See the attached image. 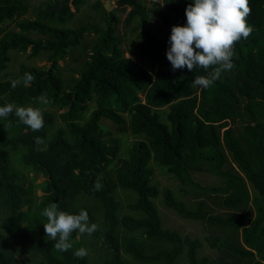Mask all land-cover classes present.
I'll return each instance as SVG.
<instances>
[{
  "label": "trees",
  "instance_id": "obj_1",
  "mask_svg": "<svg viewBox=\"0 0 264 264\" xmlns=\"http://www.w3.org/2000/svg\"><path fill=\"white\" fill-rule=\"evenodd\" d=\"M69 2L77 11L85 0L48 1L29 19L23 17L27 0H0V106L37 107L44 119L43 128L33 132L14 114L0 118V264H209L206 256L198 257L199 238L162 226L152 202L159 194L163 206L181 219L206 223L218 233L203 237L210 249L239 264H264V0H249L252 33L236 43L235 67L208 89L193 87L192 81L211 69L173 71L166 57L171 28L186 24L185 9L193 0H158L150 7L143 0H116L117 10L129 9L124 25L134 22L131 30H139L129 56L120 45L115 11L107 13L95 1V15L70 28ZM151 15L167 29L157 31ZM15 20L18 31L5 28ZM85 35H92L86 58L64 80L58 61L80 47ZM27 49L30 57L46 54L50 66H20L16 77H2L9 52ZM26 72L34 81L13 88L11 81ZM57 118L62 126H55ZM102 120L119 135L133 136L130 146L123 149L120 139L101 127ZM37 136L43 144L35 143ZM223 148L243 177L226 167ZM152 166L175 179L181 195L191 187L194 198L199 192L205 198L187 207L169 188L152 182ZM23 171L45 177L36 185L42 191L38 202L30 197ZM192 173L213 175L224 185L201 187ZM98 177L103 187L96 191ZM118 188L127 198L136 196L127 199L122 215ZM52 202L71 214L86 210L99 230L91 236L73 232V248L56 251L41 215ZM207 203L229 210L251 204L254 217L246 225L234 213L212 214ZM81 247L88 250L83 259L73 254Z\"/></svg>",
  "mask_w": 264,
  "mask_h": 264
},
{
  "label": "clouds",
  "instance_id": "obj_2",
  "mask_svg": "<svg viewBox=\"0 0 264 264\" xmlns=\"http://www.w3.org/2000/svg\"><path fill=\"white\" fill-rule=\"evenodd\" d=\"M249 0H193L185 9L186 24L174 25L166 50L167 60L176 71L187 67L193 71L196 67L211 69L206 76H196L192 81L193 87L210 88L218 81L222 74L231 71L235 45L242 39H247L252 33V26L247 23L251 15ZM35 77L31 73H24L23 77L12 80L15 88L23 83L28 86ZM41 103H47L42 98ZM14 114L19 122L28 126L33 132L40 131L44 126L43 113L37 107L18 106L13 103L0 106V118H7ZM37 145L44 140L37 136L34 138ZM98 177L93 188L96 191L103 185ZM47 222L43 224L46 236L55 241L53 248L58 252H66L73 248L71 239L73 232L79 235L91 236L99 230L97 223H91L88 212L81 209L78 214H71L60 210L57 203L48 204L41 212ZM77 258L83 259L88 250L81 247L73 253Z\"/></svg>",
  "mask_w": 264,
  "mask_h": 264
},
{
  "label": "rangeland",
  "instance_id": "obj_3",
  "mask_svg": "<svg viewBox=\"0 0 264 264\" xmlns=\"http://www.w3.org/2000/svg\"><path fill=\"white\" fill-rule=\"evenodd\" d=\"M51 0H27L29 9L28 12L23 16L24 18L34 19L33 13L36 12L37 7L43 6L46 2ZM95 1H100L102 4L106 3L110 6V12L115 11L116 16L119 18V24L117 26V35L118 38H120V45L124 50L126 51V56H129L131 52H134L133 46L137 42V33L139 30L132 31V26H135V23L132 22L130 25L126 26L124 25V17L129 10L127 7L124 10L116 9V0H85L84 4L76 11L74 7L69 2L68 5L70 7V11L73 12L72 17H70L67 21L66 26L70 28H76L82 23H84L89 16L95 15V9L93 8V3ZM153 0H143L144 4L146 6H151V3ZM55 7L53 8H59ZM116 9V10H115ZM151 23L153 27L157 31L166 30L167 28L163 25L161 18L155 15H151ZM15 21L12 22H6L5 28L6 29H14L15 31H18L19 28L16 27ZM30 36L32 38H43L41 35L37 33H30ZM92 35H85L82 40V45L80 47H77L76 49L72 50V52L69 53V55L64 60H59L58 64L60 66V75L65 80L70 78L75 73V69H78L82 66V59L86 58V53L88 51L89 44L91 41ZM84 47L86 48V52L84 53ZM10 61L7 65V69L3 72L1 75L2 77L4 75H8L10 77H16L18 74V70L20 66H37V67H49L50 62L46 58V54H40L35 57L29 56V49H27L26 52H17L12 51L9 52ZM52 111L58 115L59 111H56L54 108H51ZM101 127L106 132H108L111 136L117 137L121 141V145L124 146V148L130 146L132 143L134 137L130 134L125 135H119V133L116 130V127L112 125L107 120L100 121ZM103 124V126H102ZM55 126H62V123L56 119ZM223 151L226 155L227 168H232L233 170L237 171L242 177L243 173H241L237 168L235 163L233 162L232 156L230 153L223 148ZM151 165V164H150ZM153 167V177L152 182L160 189L169 188L178 199L184 200L187 207L194 208L198 202L199 199H204L205 195L202 193H195V196H198V198H194V192H192L191 187L185 188L186 193L185 196L181 193H179L180 187L178 182L170 177L169 175L163 173L160 169L161 167L157 168L155 166ZM20 169V168H19ZM163 170V169H162ZM23 174L25 176L26 181L31 186V193L30 197L34 202H38L39 197L42 195V191L39 187H36L37 184H40L45 180V177L42 174H39L37 176H34L33 172H26L23 171ZM191 179L194 183L197 185L203 187V186H223L224 182L222 179L214 177L213 175L207 174V173H192ZM246 188L250 191V184L245 180ZM121 188L117 189V200L122 205V208L119 212L120 215L127 213L125 205L127 204V199H130L133 197V200H135L136 196H130L127 198L125 196L126 190H123ZM217 198H220L221 196L215 195ZM155 208L158 211L159 218L161 220L162 226L177 230L182 235H188L192 238L197 237L199 238L203 243V248L198 251V257L199 256H206L208 258L209 264H239L236 262L235 259H233L231 256H229L224 251H217L215 249H210L207 244L203 241V237L205 235H218V233L214 232L210 227L207 226L206 223L203 222H196V221H187L183 220L180 217H178L173 211L165 208L162 204V198L161 194H159L156 198L152 200ZM208 204V203H207ZM207 208L212 214H226V213H234L236 215H240L243 220L246 221V225L250 223L252 218L254 217V211L251 204H242L239 205L237 208L229 210L224 207H220L215 204H208ZM27 209V206L24 207V210ZM237 239H240V230H237ZM19 259V258H18ZM28 259H23V261H20L22 263H27ZM137 264V263H136Z\"/></svg>",
  "mask_w": 264,
  "mask_h": 264
},
{
  "label": "water",
  "instance_id": "obj_4",
  "mask_svg": "<svg viewBox=\"0 0 264 264\" xmlns=\"http://www.w3.org/2000/svg\"><path fill=\"white\" fill-rule=\"evenodd\" d=\"M61 7H62V6H60L59 8H56V9H54V10L61 9ZM103 8H104V10H105L107 13L110 12V6H109L108 4L104 3V4H103Z\"/></svg>",
  "mask_w": 264,
  "mask_h": 264
},
{
  "label": "built area",
  "instance_id": "obj_5",
  "mask_svg": "<svg viewBox=\"0 0 264 264\" xmlns=\"http://www.w3.org/2000/svg\"><path fill=\"white\" fill-rule=\"evenodd\" d=\"M155 1H158V0H153L152 2H155Z\"/></svg>",
  "mask_w": 264,
  "mask_h": 264
}]
</instances>
